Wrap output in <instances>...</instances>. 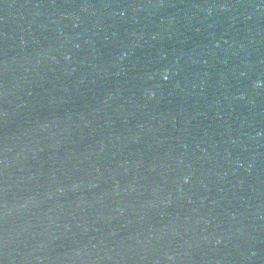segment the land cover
<instances>
[{
  "label": "water",
  "instance_id": "water-1",
  "mask_svg": "<svg viewBox=\"0 0 264 264\" xmlns=\"http://www.w3.org/2000/svg\"><path fill=\"white\" fill-rule=\"evenodd\" d=\"M0 264H264V0H0Z\"/></svg>",
  "mask_w": 264,
  "mask_h": 264
}]
</instances>
